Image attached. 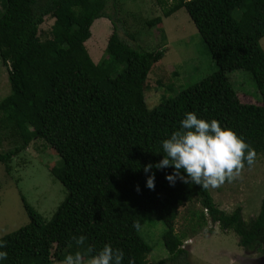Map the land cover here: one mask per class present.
Returning a JSON list of instances; mask_svg holds the SVG:
<instances>
[{"label":"trees","instance_id":"trees-1","mask_svg":"<svg viewBox=\"0 0 264 264\" xmlns=\"http://www.w3.org/2000/svg\"><path fill=\"white\" fill-rule=\"evenodd\" d=\"M156 1L162 14L145 23L161 25L162 17L183 8L217 68L174 94L166 86L170 96L150 109L146 78L164 50L124 41L117 33L118 19L104 11L106 0H2L0 60L8 65L9 92L0 98V131L9 132L12 146L0 150V163L8 171L13 156L40 139L54 151L50 173L66 195L48 219L21 195L28 221L0 236L8 253L0 264H52L76 251L87 261L88 246L94 253L104 243L123 250V264L129 257L135 264H164L170 258L147 259L153 246L144 231L161 223L159 234L167 238L170 229L160 219L165 221L166 214L172 219L177 207L192 199L201 209L189 211L188 231L197 234L206 224L204 208L221 230L239 236L240 246L264 252V198L257 216L246 223L240 207L220 210L209 188L179 179L170 184L165 174L171 166L150 169L152 189L143 171L145 164L162 158L157 152L161 141L186 111L231 127L255 157L264 153V51L259 43L264 0ZM50 16L52 23L41 28ZM100 17L110 21L112 31L104 56L94 62L84 43ZM235 70L248 73L259 98L248 94L253 101L240 100L228 76ZM147 222L152 224L144 228ZM81 234L85 244L77 245L74 237ZM185 235L183 230L173 236L176 245ZM181 252L177 248L174 254Z\"/></svg>","mask_w":264,"mask_h":264},{"label":"rangeland","instance_id":"rangeland-1","mask_svg":"<svg viewBox=\"0 0 264 264\" xmlns=\"http://www.w3.org/2000/svg\"><path fill=\"white\" fill-rule=\"evenodd\" d=\"M1 3L2 0L0 9ZM104 11L118 19L117 33L130 45H138L147 50H164L163 57L153 64L146 78L144 96L150 109L159 105L163 96H170L166 86H170L174 94L217 68L183 8L168 17H162L161 25L145 23L162 14L161 4L156 0H106ZM51 23L50 16L40 26L46 28ZM111 31L112 25L106 17H100L92 23L91 35L84 43L92 61L97 62L104 56ZM259 43L264 51V36ZM7 69L8 65L0 60V98L9 92ZM228 76L241 101H253L250 96L259 98L248 73L235 70L229 72ZM11 146L12 137L9 132L0 131V150ZM53 157V149L42 140L34 138L13 156L8 171L0 163V236L16 230L28 221L21 195L45 219L51 216L63 200L66 190L50 173L49 166ZM209 192L220 210L230 213L238 206L241 208V220L246 223L252 221L259 213L264 198V153H259L251 166L245 165L239 177L231 182L226 181L218 188L210 187ZM192 209H201L198 199L178 206L172 219L169 214L164 215L168 225L160 219L166 231L170 229L166 232L167 238L159 234L161 223L155 225L157 228L151 227L144 231L145 235L143 229L152 222L142 227V235L153 246L147 255L149 261L170 258L164 264H264V252L240 246L237 243L239 236L232 230H221L218 222L208 218L204 208L206 224L199 228L197 234L188 231L189 227L185 225ZM209 228L211 230L208 231ZM183 230H186V235L176 245L173 236L181 234ZM260 247L264 249V242ZM177 248H183V252L174 254ZM52 264H65V261H54Z\"/></svg>","mask_w":264,"mask_h":264},{"label":"clouds","instance_id":"clouds-1","mask_svg":"<svg viewBox=\"0 0 264 264\" xmlns=\"http://www.w3.org/2000/svg\"><path fill=\"white\" fill-rule=\"evenodd\" d=\"M162 158L155 164L149 162L143 166L147 173L146 187L154 188L153 167L168 168L172 171L165 174V179L174 184L177 179L202 188H218L226 181L231 182L239 177L245 164L251 166L255 159V150L242 135L228 126H222L215 118L206 119L195 111H186L179 121V126L161 141ZM137 190L139 186L137 185ZM139 227V225H134ZM77 245H84L85 235L74 237ZM5 242L0 240V262L8 256ZM183 249V248H181ZM185 250V249H184ZM86 264H123L124 252L114 248L110 243L93 253L91 246L87 248ZM65 264H85V255L80 251L69 253L64 258ZM127 264H135L129 257Z\"/></svg>","mask_w":264,"mask_h":264},{"label":"flooded vegetation","instance_id":"flooded-vegetation-1","mask_svg":"<svg viewBox=\"0 0 264 264\" xmlns=\"http://www.w3.org/2000/svg\"><path fill=\"white\" fill-rule=\"evenodd\" d=\"M250 250V249H249ZM261 252H263V251H261Z\"/></svg>","mask_w":264,"mask_h":264}]
</instances>
